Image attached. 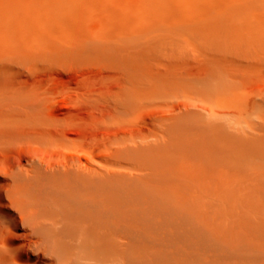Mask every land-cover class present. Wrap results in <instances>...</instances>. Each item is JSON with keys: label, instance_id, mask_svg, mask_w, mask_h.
<instances>
[{"label": "rangeland", "instance_id": "rangeland-1", "mask_svg": "<svg viewBox=\"0 0 264 264\" xmlns=\"http://www.w3.org/2000/svg\"><path fill=\"white\" fill-rule=\"evenodd\" d=\"M66 136L152 177L158 264H264V0H0V186Z\"/></svg>", "mask_w": 264, "mask_h": 264}, {"label": "bare ground", "instance_id": "bare-ground-1", "mask_svg": "<svg viewBox=\"0 0 264 264\" xmlns=\"http://www.w3.org/2000/svg\"><path fill=\"white\" fill-rule=\"evenodd\" d=\"M72 142L66 136L46 143L47 159L4 175L0 264H145L146 247L150 264H158L160 193L152 177L80 169ZM150 151L127 146L120 157L138 161ZM18 238L26 243L15 247Z\"/></svg>", "mask_w": 264, "mask_h": 264}]
</instances>
